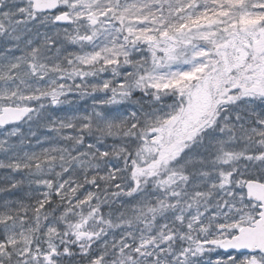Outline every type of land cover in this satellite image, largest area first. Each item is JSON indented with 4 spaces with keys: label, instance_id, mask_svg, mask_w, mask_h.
<instances>
[{
    "label": "snow or ice",
    "instance_id": "6c2138e0",
    "mask_svg": "<svg viewBox=\"0 0 264 264\" xmlns=\"http://www.w3.org/2000/svg\"><path fill=\"white\" fill-rule=\"evenodd\" d=\"M0 264H264V0H0Z\"/></svg>",
    "mask_w": 264,
    "mask_h": 264
}]
</instances>
